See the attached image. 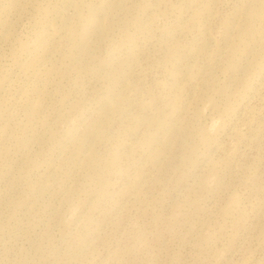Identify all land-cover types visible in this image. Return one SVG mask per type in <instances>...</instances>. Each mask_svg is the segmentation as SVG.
Listing matches in <instances>:
<instances>
[{
    "label": "rangeland",
    "instance_id": "obj_1",
    "mask_svg": "<svg viewBox=\"0 0 264 264\" xmlns=\"http://www.w3.org/2000/svg\"><path fill=\"white\" fill-rule=\"evenodd\" d=\"M0 264H264V0H0Z\"/></svg>",
    "mask_w": 264,
    "mask_h": 264
}]
</instances>
